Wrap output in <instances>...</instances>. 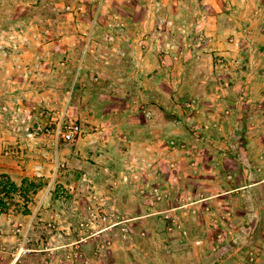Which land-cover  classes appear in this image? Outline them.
I'll use <instances>...</instances> for the list:
<instances>
[{
	"label": "rangeland",
	"instance_id": "rangeland-1",
	"mask_svg": "<svg viewBox=\"0 0 264 264\" xmlns=\"http://www.w3.org/2000/svg\"><path fill=\"white\" fill-rule=\"evenodd\" d=\"M164 4L0 0V264L261 262L260 221L228 201L264 198L241 188L264 178L247 147L264 121V0ZM145 51L175 69L173 110L143 94ZM158 118L171 138L145 150L168 148L173 186L140 190L138 170L165 163L140 161L138 131L117 125ZM75 122L84 132L66 142Z\"/></svg>",
	"mask_w": 264,
	"mask_h": 264
},
{
	"label": "crops",
	"instance_id": "crops-1",
	"mask_svg": "<svg viewBox=\"0 0 264 264\" xmlns=\"http://www.w3.org/2000/svg\"><path fill=\"white\" fill-rule=\"evenodd\" d=\"M173 3H175L176 5H178L177 3L180 2V4H182V0H165V3L167 5L164 4V9L163 12L165 14H168L167 12V6L171 5ZM181 7V6H180ZM161 8L158 10L160 11ZM142 27L145 28V30H150L153 29L155 27V23H154V19H148L147 22H142L141 23ZM142 60L139 61V64L141 65V68L139 70L143 71L140 72L141 76L144 77L145 79L148 77H151L153 79V81L151 80V78H149L151 81H149V85L145 86L144 88V92L143 94H145L148 98V100H150L151 102L154 101H160L161 97L165 96L166 102L165 104L167 105L169 102L174 101L175 97V93H174V86L172 83H174V75L175 72L173 70H175L172 67H169L168 64L167 65H163L161 63V59H158L157 61L154 59V56L151 55L150 52L145 51L142 54ZM151 62L152 66H147V63ZM159 74L163 77V80L161 79L160 82H158L159 79ZM252 76V74H251ZM251 81V80H249ZM145 84H147V82L145 81ZM262 88V85L259 84ZM251 86L252 88H256L258 89V84L254 83L253 81H251ZM256 86V87H255ZM119 91V90H118ZM95 93L92 95V98L94 97ZM146 98V99H147ZM256 99H262V95L261 93L258 94L257 92L254 94V98L253 101ZM161 105V104H160ZM157 107L156 105H152ZM162 107L164 105H161ZM253 106V105H252ZM154 109V108H153ZM163 109H170L173 110V106L172 104H169L167 106H165V108ZM168 119H163V120H159L158 119H152L147 121H136V120H122L118 123L117 127L121 128V127H134V133L136 134L138 131V135L139 136H134L133 138H135L137 140L138 146H136L134 149L135 151H137V153H139V160L141 161L142 159L144 160L145 158L148 160V164H150L149 166H151V164L154 166V164H156V166H158L160 164V162H164L165 163V167L163 169H159L156 172V174H154V169L149 170V172H147L146 170H138V175L137 177L139 178V180L142 182L143 180V185L138 184L139 189L141 190V187H144V189L148 188L147 185H149L151 182V185L155 186L156 185H161V188L165 189H170L173 186V179H172V169L170 167L167 166V163L169 161V159H171V154L168 153V148L167 147H163L161 144H158V142L155 140V146L157 147L156 151H146L145 147L147 146L148 143L151 142V140H153L155 137H158L160 141H165V143L171 138V135H168V126L166 125ZM235 124L238 127V122H235ZM261 130L259 131L260 133H254V135L252 136V138H249L250 142L247 147H250V151H251V156L252 159L253 157H258L261 156L262 158V167H260V171L262 172V174L264 173V121H261ZM81 125V124H80ZM82 126V125H81ZM148 130H147V129ZM137 130V131H136ZM150 130V132H149ZM168 136H170L168 138ZM138 141H142V142H138ZM254 142L256 144H254ZM64 152H66L64 150ZM254 152V153H253ZM145 164V163H144ZM158 164V165H157ZM253 164V163H252ZM251 164V165H252ZM256 167H258L256 165ZM156 170V168H155ZM245 171V179H248L247 175H254V171L255 169L253 168V166H251L250 168H244L243 169ZM149 173V174H148ZM206 178V176L204 177H199V182L198 185L201 186L204 183V179ZM151 180V182L149 181ZM146 181V182H145ZM155 183V184H154ZM261 185L262 190L264 191V178L260 181V182H250V183H245V185H242L241 188H245L248 189V191H250L251 189H255L257 188V186L255 185ZM139 190V192H140ZM142 195H140L139 197V206L141 207H147V203L146 201L141 197ZM141 201V202H140ZM225 203V202H224ZM244 203V204H243ZM228 204L230 205V207L233 208L234 212H235V219H245L247 221V223L249 221L251 222H255V221H260L261 223V230L259 231L261 234L260 238H262L261 241H257L255 248L260 249V251L262 252L261 256V262L260 263H256V264H264V198L262 200H260V202L255 201L254 199H249L247 201L244 200H238V201H234V200H229ZM226 204H222L219 207H222ZM223 208V207H222ZM143 212H145V210H140V214H143ZM145 215V214H144ZM142 215V216H144ZM204 216V215H203ZM207 218H203L201 216V218L199 220H201V226L202 223H204ZM234 221V220H233ZM238 221V220H237ZM235 224L231 225V228H229L230 232H236V230L238 228H240V225L237 224L238 222H236V220L234 221ZM241 224V222H240ZM253 228H250L249 230H252ZM207 230H204V227H201V232L200 235H198L197 237H199V241L200 243L206 242L207 240V234L206 233ZM210 235V233H209ZM222 260L220 261V264H222Z\"/></svg>",
	"mask_w": 264,
	"mask_h": 264
},
{
	"label": "built area",
	"instance_id": "built-area-1",
	"mask_svg": "<svg viewBox=\"0 0 264 264\" xmlns=\"http://www.w3.org/2000/svg\"><path fill=\"white\" fill-rule=\"evenodd\" d=\"M84 130L82 126L75 122L69 124L64 130H60V133H62L63 139L66 142H73L77 138L81 137L83 134ZM105 220L107 219V216L104 218Z\"/></svg>",
	"mask_w": 264,
	"mask_h": 264
}]
</instances>
